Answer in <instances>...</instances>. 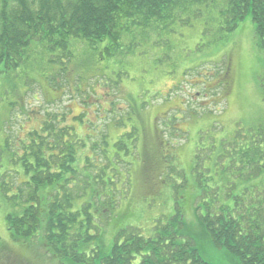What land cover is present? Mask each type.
<instances>
[{
    "label": "trees",
    "instance_id": "1",
    "mask_svg": "<svg viewBox=\"0 0 264 264\" xmlns=\"http://www.w3.org/2000/svg\"><path fill=\"white\" fill-rule=\"evenodd\" d=\"M247 16L264 74V0H0V264H218L204 245L231 264H264L263 125L201 137L189 170L194 184L178 176L180 188L193 192L176 193L173 213L146 233L126 227L106 245L133 169L112 147L145 150L156 190L168 184L158 176L171 174L173 160L160 156L170 146L156 124L160 115L150 124L144 117L153 105L135 110L144 102L127 98L111 58L128 61L139 43L175 25L199 23L202 46L226 45ZM232 66L213 64L191 84L224 104ZM32 83L43 97L33 98V108ZM133 201L121 218L138 212Z\"/></svg>",
    "mask_w": 264,
    "mask_h": 264
},
{
    "label": "rangeland",
    "instance_id": "2",
    "mask_svg": "<svg viewBox=\"0 0 264 264\" xmlns=\"http://www.w3.org/2000/svg\"><path fill=\"white\" fill-rule=\"evenodd\" d=\"M177 26L179 25H175L176 29L173 27L170 33L160 34L154 41L139 43L132 53H129L131 57L128 61L126 58H123L124 61L120 58V60L111 58L115 81L120 82L121 87L123 86L124 94L128 99L131 97L136 100L137 104L144 102L136 105L135 110L140 113L143 111L141 110L143 106L149 109L147 111H151L153 105L155 109L144 117L150 124L153 118L157 117L155 115H160L156 124L160 127L161 135L163 133L165 139L170 141V146L167 143L162 146L160 156H170L169 158L173 160L170 163L172 168L168 169L171 174H166L164 177V174L160 173L158 176L168 184L160 185L156 190V180L154 179L155 182L153 181L151 185L147 175V170L148 174L150 171L148 154L145 150L137 146L135 154H124L111 146L112 151L123 160L130 159L133 169L128 173L132 180L129 184L128 198L117 210L118 219L113 220L116 228L111 233L108 232L107 246L112 244L115 234L126 227H143L146 233L148 227L157 225L160 220L173 213L172 199L176 198V193L184 199L188 190L193 192L191 187L180 188L181 180L178 176L184 173L185 180L191 185L194 184V175L189 170L193 166L194 150L202 141L201 137L206 138L216 133H218L216 135L228 136L239 126H264V74L260 64V52L255 46L250 17L245 18L226 45L219 43L214 48L202 46L205 39L199 23L192 28ZM140 40L143 39L139 38L137 41ZM230 61L233 64L231 90L224 104L210 102V97L205 95L203 89L192 86L191 83L197 82L196 85H198L197 74L209 72L213 69L211 67L213 64H222L224 67L228 66ZM56 74L60 76L58 80L63 82L64 73ZM221 82L225 83L226 80L223 78ZM29 85L31 88L26 91L27 99L33 108V106H39L33 98L43 101V97L38 85L34 83ZM65 94L70 96L68 92ZM49 95L46 94L47 97ZM68 98H66L67 102ZM126 105L128 106V103L124 102L119 107L126 109ZM70 106L75 111L79 110L76 103ZM180 109H183L185 113L182 114ZM1 110L0 108V117ZM127 111L128 109L122 112ZM189 112H195L192 118L189 117ZM175 118L181 120L173 121ZM176 128L184 132L185 136ZM115 133L114 131L112 135ZM149 147L148 145L147 149ZM152 148L153 146L150 150ZM168 165L167 159L162 168H169ZM142 168L146 172L140 173L139 170ZM132 200L138 212L121 218ZM0 224L3 226L5 223ZM108 229L110 230L111 227ZM203 251L209 260L218 264H231L229 256L221 250L210 249L208 245H204Z\"/></svg>",
    "mask_w": 264,
    "mask_h": 264
},
{
    "label": "flooded vegetation",
    "instance_id": "3",
    "mask_svg": "<svg viewBox=\"0 0 264 264\" xmlns=\"http://www.w3.org/2000/svg\"><path fill=\"white\" fill-rule=\"evenodd\" d=\"M34 260H35V258H32V262H34ZM25 264H26V262H25Z\"/></svg>",
    "mask_w": 264,
    "mask_h": 264
}]
</instances>
